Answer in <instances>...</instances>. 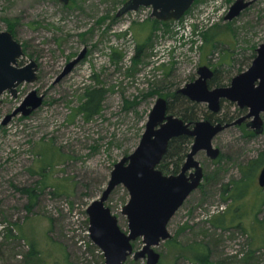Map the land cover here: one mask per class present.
Here are the masks:
<instances>
[{
    "label": "rangeland",
    "instance_id": "374dc122",
    "mask_svg": "<svg viewBox=\"0 0 264 264\" xmlns=\"http://www.w3.org/2000/svg\"><path fill=\"white\" fill-rule=\"evenodd\" d=\"M126 1L0 0V30L12 28L22 43L20 64L34 59L39 66L38 79L20 84L16 97L8 91L1 96L0 264H82L81 248L67 235L71 220L63 201L81 209L102 195L115 164L138 146L159 97L193 81L203 65L219 69L221 86L229 85L264 43V0H252L232 20L226 15L236 0H196L181 20L161 21L153 30L147 20L151 7L117 16ZM187 20L189 36L179 29ZM141 43L147 47L135 60ZM84 48L85 58L55 83ZM93 85L107 90L101 114L74 116L85 88ZM33 89L45 95L44 103L2 125ZM197 107L202 119L211 112L207 103ZM237 108L226 101L221 110ZM243 109L237 118L248 112ZM243 126L232 125L214 138L222 151L219 160L203 150L197 154L206 177L171 219L172 236L156 247L158 264H264V187L259 184L264 162L242 198L223 192L224 184L243 176L242 167L264 157V132ZM24 186L38 191L32 211L28 193L19 189ZM129 198L121 184L107 201L126 231L122 210ZM219 215L226 228L212 223ZM142 246L139 238L135 250ZM205 255L208 262L198 257ZM95 257L89 258L99 264ZM126 264H147V259L130 256Z\"/></svg>",
    "mask_w": 264,
    "mask_h": 264
},
{
    "label": "water",
    "instance_id": "95a60500",
    "mask_svg": "<svg viewBox=\"0 0 264 264\" xmlns=\"http://www.w3.org/2000/svg\"><path fill=\"white\" fill-rule=\"evenodd\" d=\"M68 4L70 0H60ZM196 0H127L117 16L142 6L151 7L150 16L162 21L179 20ZM252 0H236L230 7L226 19L238 17L250 6ZM84 50L71 60L57 76L55 82L68 75L83 59ZM25 51L10 30H0V102L4 92L15 97L18 86L23 82H33L38 78V63L31 59L27 64L19 61ZM199 76L179 89V93L196 102L207 103L212 112H219L223 100L237 103L248 112L231 122H213L209 119L186 122L168 111V99L159 97L151 109L145 130L136 149L119 160L112 172L102 195L87 207L90 222V237L104 252L105 264H126L130 256L136 260L147 259V264H158L161 253L156 249L172 234L169 223L190 194L198 189L204 179V167L196 158L204 150L215 160L221 155V148L214 145V138L226 128L248 121L255 133L264 132V43L257 49L251 65L235 75L226 86L210 88L209 79L214 71L203 65ZM44 95L31 90L20 105L7 114L2 125H7L13 117L28 116L38 109ZM193 137L191 150L176 174H165L159 164L166 154L169 142L178 136ZM124 185L130 194L122 213L128 218V230H124L119 217L113 213L107 201L118 185ZM259 184L264 187V166L259 174ZM142 238L143 246L135 250L134 241Z\"/></svg>",
    "mask_w": 264,
    "mask_h": 264
},
{
    "label": "trees",
    "instance_id": "16d2710c",
    "mask_svg": "<svg viewBox=\"0 0 264 264\" xmlns=\"http://www.w3.org/2000/svg\"><path fill=\"white\" fill-rule=\"evenodd\" d=\"M188 11L186 12V14L188 13ZM147 20L152 21L151 30L155 29L157 24L162 21V20H158L152 17H148ZM9 30H11V32L13 31L12 28H10ZM146 45L147 43H141L140 45H138L137 54L135 55V60L136 58H138V55L145 49ZM115 53L116 51L112 52V57L113 55H115ZM253 57L255 58L256 55H254ZM243 70L244 69H240V72ZM218 73H219V69H216V72L211 79V83L220 84V81L218 80ZM106 93H107V90L104 87L99 86V85H93V86L85 88V91L81 96L80 104L75 109V112L73 115L74 116L83 115L85 119H90L95 115L101 114L103 110V101L105 99ZM166 95L168 98V108L170 112H173L177 115L182 116L187 121H194V120L202 119L201 118L202 111L199 109V107H197L198 106L197 102L191 101L188 97L182 95L181 93H178L177 90L170 92L169 94H166ZM223 106H222V109H223ZM238 111H244V109L242 110L241 108H237V110L235 109L234 112H222V110H220L218 113L210 112V113L205 114L206 117L203 119L229 122L237 118L235 113ZM243 128H246L245 130H248V128L245 126H243ZM192 142H193V138L187 135H181V136L173 138L169 142L168 150L166 154L164 155L162 161L160 162L159 168L165 174L178 173L182 167V164L188 152L191 149ZM221 157H222V153L216 160H219ZM263 162H264V157L262 156L255 160H252L250 163L242 167L243 176L238 180H234L233 182L224 184L223 192L228 193L229 196H232L233 198H242L247 193L246 190L255 180V176L259 169V166ZM204 177H206V173ZM19 189L22 192L28 193L31 202L30 204H27V206H28V209L32 211L34 207V202L36 198L38 197L37 188L32 187V186H24ZM236 211H238V209ZM211 220H212V223L217 228L227 227L226 223L228 222H226L225 218L221 217V215L214 216V218H212ZM262 225L264 224L262 223ZM136 243H137V240L134 241L133 243L134 247ZM197 249L196 251L198 252H204L203 248H202L203 250H201V248H197ZM95 256L97 260V257L99 256H97L96 254ZM198 257L201 258L203 262H208L207 255L202 256V257L198 256ZM80 259L82 261V264H94L95 263L94 260H91L90 258H88L87 255H84V254H82V257ZM99 264H104L103 258H100Z\"/></svg>",
    "mask_w": 264,
    "mask_h": 264
},
{
    "label": "built area",
    "instance_id": "2783aa9c",
    "mask_svg": "<svg viewBox=\"0 0 264 264\" xmlns=\"http://www.w3.org/2000/svg\"><path fill=\"white\" fill-rule=\"evenodd\" d=\"M188 28H190V24L187 20L183 26H179L180 33L182 34L185 32L186 36H189L190 33L187 32ZM78 206L79 204H73L67 200L63 201L62 208L63 212L66 213L63 214L67 216L69 220H71L67 235L77 243L79 248H81L82 254L87 255L88 258L90 256L93 258V253H95L100 258H103L105 264L103 250L97 244H95V242L90 237V222L89 215L87 213L88 205L81 207V209L78 208Z\"/></svg>",
    "mask_w": 264,
    "mask_h": 264
},
{
    "label": "flooded vegetation",
    "instance_id": "af4514ba",
    "mask_svg": "<svg viewBox=\"0 0 264 264\" xmlns=\"http://www.w3.org/2000/svg\"><path fill=\"white\" fill-rule=\"evenodd\" d=\"M64 4H65V3H64ZM84 50H86L85 53H84V57H83V59H84L85 56L87 55V51H88L87 48L82 49V51H81L76 57H78V56H79ZM76 57H74L73 59H75ZM73 59H71V60H73ZM83 59H82V60H83ZM71 60H70V61H71ZM82 60H81V61H82ZM70 61H69V62H70ZM81 61H80V62H81ZM20 62H21V61H19V64H20ZM69 62H67V63L65 64V66H66ZM80 62H79V63H80ZM79 63H78V64H79ZM78 64H77V65H78ZM20 65H21V64H20ZM77 65H76V66H77ZM21 66H22V65H21ZM65 66L63 67L62 71L64 70ZM76 66H75V67H76ZM75 67H74V68H75ZM200 67H201V66H200ZM209 67H210V66H209ZM74 68H73V70H74ZM210 68H211V67H210ZM38 69H39V66H38ZM211 69L214 71V73H213V76H214V74H215V72H216V68H215V69L211 68ZM73 70H72V71H73ZM198 70H199V69H198ZM62 71H61V72H62ZM72 71H71V72H72ZM243 71H244V70H243ZM61 72H60V73H61ZM71 72H70V73H71ZM241 72H242V71H241ZM60 73H59V74H60ZM70 73H69V74H70ZM69 74H68V75H69ZM198 74H199V73H198ZM198 76H199V75H198ZM213 76H212V77H213ZM65 77H67V75H66ZM65 77H64V78H65ZM56 78H57V77H56ZM64 78H62L61 80H63ZM37 79H38V78H37ZM195 79H196V78H195ZM195 79H194V80H195ZM211 79H212V78H211ZM211 79H209V81H208L210 88H214V87H217V86H221V85H222V84H216V83L213 84V83H211ZM55 80H56V79H55ZM61 80H60V81H61ZM60 81H58V82H60ZM58 82H55V83H58ZM230 83H231V82H230ZM225 86H226V85H225ZM180 88H181V87H180ZM180 88L177 89V92H178V93H179V89H180ZM8 92H9V91H8ZM4 93H5V92H4ZM4 93H3V94H4ZM3 94H2V95H3ZM181 94H182V93H181ZM43 95H44V94H43ZM182 95H184V94H182ZM44 96H45V95H44ZM184 96H186V95H184ZM186 97H188V96H186ZM165 98H166V97H165ZM188 98H189V97H188ZM44 99H45V97H44ZM167 99H168V98H167ZM189 99H190V98H189ZM190 100H191V99H190ZM191 101H193V100H191ZM226 101H227V100H223V101H222L221 109H222L223 104H224ZM21 102H22V101H21ZM193 102H196V101H193ZM227 102H230V101H227ZM43 103H44V100H43ZM198 103H200V102H198ZM234 103H235V102H234ZM19 105H20V104H19ZM238 106H239V105H238ZM208 107H209V106H208ZM239 108L243 109V108L240 107V106H239ZM209 109H210V108H209ZM247 109H248V108H247ZM168 111H169V108H168ZM211 112H212V111H211ZM169 113H172V114H174V115H176V116H179V117L183 118L182 116L177 115V114H175V113H173V112H170V111H169ZM212 113H218V112H212ZM242 116H243V115H242ZM240 117H241V116H240ZM183 119H184L186 122H194V121H196V120H194V121H187L185 118H183ZM237 119H238V118H237ZM237 119H235V120H237ZM199 120H201V119H199ZM209 120H210V119H209ZM211 121H213V122H222V121H217V120H211ZM232 121H233V120H232ZM248 121H249V120H246V121L242 122L241 124H237V125H240V126H241V125H243V124H246V126H247L248 128H250V127L248 126ZM229 122H231V121H229ZM222 123H226V122H222ZM251 129H252V128H251ZM252 130H253V129H252ZM253 131H254V130H253ZM254 132H255V131H254ZM256 134H257V133H256ZM187 136H188V135H187ZM190 137H191V136H190ZM192 138H193V137H192ZM192 143H193V142H192ZM191 146H192V145H191ZM190 150H191V149H190ZM203 151H204V150H203ZM188 153H189V152H188ZM221 153H222V152H221ZM187 155H188V154H187ZM186 158H187V156H186ZM186 158H185V160H186ZM217 159H218V158H217ZM185 160H184V162H185ZM212 160H213V159H212ZM215 160H216V159H215ZM184 162H183V164H184ZM183 164H182V166H183ZM201 164H202V163H201ZM202 166H203V165H202ZM203 167H204V166H203ZM181 168H182V167H181ZM180 170H181V169H180ZM179 172H180V171H179ZM172 174H176V173H172ZM204 175H205V170H204Z\"/></svg>",
    "mask_w": 264,
    "mask_h": 264
}]
</instances>
